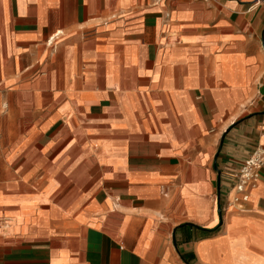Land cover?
<instances>
[{
	"label": "crops",
	"instance_id": "0c3cea01",
	"mask_svg": "<svg viewBox=\"0 0 264 264\" xmlns=\"http://www.w3.org/2000/svg\"><path fill=\"white\" fill-rule=\"evenodd\" d=\"M264 0H0V264H264Z\"/></svg>",
	"mask_w": 264,
	"mask_h": 264
},
{
	"label": "built area",
	"instance_id": "2783aa9c",
	"mask_svg": "<svg viewBox=\"0 0 264 264\" xmlns=\"http://www.w3.org/2000/svg\"><path fill=\"white\" fill-rule=\"evenodd\" d=\"M264 167V147H257L254 152L243 162L241 167L234 174V190L237 196L233 198V203L242 208L241 203L248 201L247 191L257 179L258 172Z\"/></svg>",
	"mask_w": 264,
	"mask_h": 264
}]
</instances>
